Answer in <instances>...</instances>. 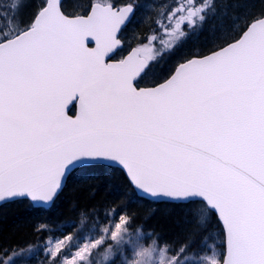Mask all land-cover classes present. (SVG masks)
I'll list each match as a JSON object with an SVG mask.
<instances>
[{
	"label": "snow or ice",
	"instance_id": "1",
	"mask_svg": "<svg viewBox=\"0 0 264 264\" xmlns=\"http://www.w3.org/2000/svg\"><path fill=\"white\" fill-rule=\"evenodd\" d=\"M209 7L179 3L164 20L180 32ZM134 10L129 0H91L69 16L61 0H43L23 26L15 11L0 14V201L50 204L77 167L115 166L146 196L198 199L218 214L225 253L199 264H264V12L242 22L234 40L140 87L150 43L110 62ZM116 219L74 250L72 234L48 239V264H93L101 249L107 261L131 223ZM189 247L167 246L169 264H187ZM16 255L0 250V264Z\"/></svg>",
	"mask_w": 264,
	"mask_h": 264
},
{
	"label": "trees",
	"instance_id": "2",
	"mask_svg": "<svg viewBox=\"0 0 264 264\" xmlns=\"http://www.w3.org/2000/svg\"><path fill=\"white\" fill-rule=\"evenodd\" d=\"M139 0H129L137 6ZM141 1V0H140ZM124 3L125 0H116ZM16 0H0V14H13ZM21 7L15 11L21 26L31 21L43 0H20ZM91 0H65L63 11L67 15L84 14L88 11ZM218 12L224 13V25L217 32L211 29L209 21L194 35L191 45L196 46L184 52V60L197 54H207L211 50L232 41L239 36L232 31L233 19L239 18L240 23L252 19L264 12V0H221ZM138 10V11H137ZM134 20L129 25L127 33L136 39V43L148 38L151 34L152 22L140 21L137 8ZM227 30L230 36L223 38L221 32ZM231 32V33H230ZM222 38V39H221ZM132 42H134L132 40ZM173 57L169 56L171 60ZM182 60V61H184ZM170 64L165 71V78L179 63ZM148 72V71H147ZM138 80L140 86H152L165 78H146ZM164 74V73H163ZM158 76V75H157ZM204 210V218L200 212ZM125 216L131 218L128 229L131 231L123 236V247L117 251L113 246V255L104 260L101 249L94 257L93 264H119L124 256L129 240L136 235V230H142L148 241L155 239L159 245H167L175 249L188 241L189 252L201 251L217 234L221 240V256L225 253L224 231L217 215L210 209H205L204 202H153L140 197L129 182L126 174L117 167H81L68 177L66 185L53 205L49 208L35 207L28 199H19L0 206V250L18 253L14 264H48V256L41 245L50 237L60 238L72 234L74 239L86 236L89 232L98 234L100 229L111 225ZM47 225V229L36 231L38 225ZM148 233L152 235L149 236Z\"/></svg>",
	"mask_w": 264,
	"mask_h": 264
},
{
	"label": "rangeland",
	"instance_id": "3",
	"mask_svg": "<svg viewBox=\"0 0 264 264\" xmlns=\"http://www.w3.org/2000/svg\"><path fill=\"white\" fill-rule=\"evenodd\" d=\"M220 1L221 0H210L211 7L207 8L203 13L204 19L202 21L197 18L194 23L184 22L181 26L180 32H175L173 31V25L168 24V22L164 20V17L167 16L168 13L179 3H191L192 0H139L136 4V9H139V16L137 18H139L140 21L143 20L149 23L152 22L153 26H151V34L148 38H143V41H141L140 43H136V39L130 36L124 40L123 46H132L136 44L139 47L141 44L150 43V47L152 48V59L148 60L149 69L145 77L153 78L151 81H155L157 77L163 79L165 78V71L168 70L170 66L168 61H171V64H176L184 60V57H182L184 52L190 49L196 52V46L191 45L192 41L194 40L193 37L198 33V31L204 26L207 21H209V26L211 27V29L215 30V32H217L219 29L221 30V27L225 23L224 13L218 12V9L216 8L217 4ZM208 2L209 0H195L196 4ZM161 21H163V24L167 25V27H162ZM233 22L234 23L231 24V27L232 31L235 33L240 29L242 23H240L241 20L239 18L233 19ZM221 34L225 39L230 36L229 32L227 33V30H223ZM153 36H155L154 40L152 39ZM132 40L134 42H132ZM169 56H172L173 58L170 60ZM107 226H110V224ZM98 235L99 233L92 234L91 232H89L84 237L73 239V250L76 247L81 246L82 243L87 242L89 239L96 238ZM146 236L147 235L144 232L143 236H141L137 232L136 235L130 238L128 243L131 244L132 248L142 247V239H144L145 242H148ZM50 238L53 240L57 239V237ZM48 239H46L41 245V249H43L42 251H44L45 253L48 247ZM220 244L221 240L219 236L217 234H214L213 238L208 243L206 248L202 249L201 251L199 250L196 252H190L191 255L188 257L187 264H199L198 257L210 256L213 253H215L220 258L222 252ZM128 259L129 256L125 255L124 253V256L122 258L123 261L121 262L120 260L119 264H127Z\"/></svg>",
	"mask_w": 264,
	"mask_h": 264
},
{
	"label": "clouds",
	"instance_id": "4",
	"mask_svg": "<svg viewBox=\"0 0 264 264\" xmlns=\"http://www.w3.org/2000/svg\"><path fill=\"white\" fill-rule=\"evenodd\" d=\"M130 232L128 229L122 232V236ZM136 232L143 236L142 230L137 229ZM142 244L143 246L138 248H132L130 243L127 245L125 250V255L129 256L127 264H169V256L166 252L167 245H159L155 239L148 242L142 239ZM146 249L152 250L150 256L145 253Z\"/></svg>",
	"mask_w": 264,
	"mask_h": 264
},
{
	"label": "water",
	"instance_id": "5",
	"mask_svg": "<svg viewBox=\"0 0 264 264\" xmlns=\"http://www.w3.org/2000/svg\"><path fill=\"white\" fill-rule=\"evenodd\" d=\"M64 1H65V0H61V4H62V5H63ZM62 10H63V9H62ZM134 15H135V10H134V13L130 16L129 20L126 21L125 25L122 26V28H124L126 25L129 24V22L132 20V18L134 17ZM69 16H74V15H69ZM122 28H121V30H122ZM120 32H121V31H120ZM118 35H120V33H119ZM87 43H88V46H89L90 48H91V47H95V41H94L93 39L89 38ZM135 48H137V47L132 48L131 51H132L133 49H135ZM116 51H117V49L111 54V61H110V62H116V61H118V60H113V59H112V57L114 56V54L116 53ZM131 51H130V52H131ZM130 52H129V53H130ZM129 53H128L125 57H127V56L129 55ZM147 66H148V61L146 62L144 72H145ZM144 72L142 73V75L144 74ZM140 87H151V86H140ZM73 106H75V112H76V111H77V106H76L75 104H73V105L70 107V110H71V108H72ZM69 114H70V111H69ZM70 115H72V114H70ZM73 115H74V114H73ZM81 167H84V166L77 167L76 169L81 168ZM114 167H115V166H114ZM76 169H74L73 171H75ZM120 169H121V168H120ZM121 170H122V169H121ZM73 171H72V172H73ZM122 171H123V170H122ZM72 172H71V173H72ZM123 172H124V171H123ZM71 173H69V174L66 176L65 182L63 183L62 189H61V191L59 192L58 196L60 195V193H61L62 190L64 189V187H65V185H66V182H67V180H68V177L71 175ZM124 173H125V172H124ZM127 178H128V177H127ZM128 180H129V179H128ZM131 184H132V183H131ZM132 186L134 187L135 191L137 192V194H138L140 197H143V198L148 199V200L153 201V202H183V203H186V202H190V201L198 200V199H194V200H190V201H175V200L164 199V198H152V197L146 196V195L143 193L142 190H139V189L136 188L133 184H132ZM18 199H28L29 201H31L30 198L19 197V198H14V199L6 200V201H0V206L3 205V204H5V203L12 202V201H15V200H18ZM56 199H57V198H56ZM56 199H55V200H56ZM55 200H54V201H55ZM54 201L51 202L50 204H42V203H37V202H33V201H31V203H32L35 207L49 208V207H51V206L53 205ZM201 201H202V200H201ZM211 211H212V210H211ZM213 212H214V213L217 215V217H218V214H217L215 211H213ZM218 219H219V217H218ZM219 221H220V219H219ZM220 223H221V225H222V222H221V221H220ZM222 227H223V226H222ZM223 231H224V229H223ZM224 238H225V234H224ZM224 243H225V242H224ZM225 250H226V244H225Z\"/></svg>",
	"mask_w": 264,
	"mask_h": 264
},
{
	"label": "flooded vegetation",
	"instance_id": "6",
	"mask_svg": "<svg viewBox=\"0 0 264 264\" xmlns=\"http://www.w3.org/2000/svg\"><path fill=\"white\" fill-rule=\"evenodd\" d=\"M133 20H134V17L129 22L128 25H126L124 28H122V30L120 32V35H119V38L121 39L122 44H121V46L119 48H117L116 53L112 57L113 60H120L121 58H124L131 51L132 48L138 47L136 44H134L132 46L131 45L130 46H123L124 40L126 38L130 37L129 34L127 33V30H128L129 25L132 23ZM148 63H149V61H148ZM148 69H149V64H148V67H147L146 71H148ZM70 112H71V114H73L74 113V109H71Z\"/></svg>",
	"mask_w": 264,
	"mask_h": 264
}]
</instances>
